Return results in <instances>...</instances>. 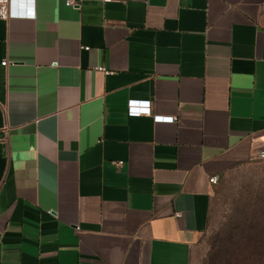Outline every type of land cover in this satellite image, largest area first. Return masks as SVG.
Here are the masks:
<instances>
[{
  "label": "crops",
  "instance_id": "0c3cea01",
  "mask_svg": "<svg viewBox=\"0 0 264 264\" xmlns=\"http://www.w3.org/2000/svg\"><path fill=\"white\" fill-rule=\"evenodd\" d=\"M34 9L0 20V264H202L210 178L264 160V0Z\"/></svg>",
  "mask_w": 264,
  "mask_h": 264
},
{
  "label": "rangeland",
  "instance_id": "374dc122",
  "mask_svg": "<svg viewBox=\"0 0 264 264\" xmlns=\"http://www.w3.org/2000/svg\"><path fill=\"white\" fill-rule=\"evenodd\" d=\"M226 235L238 245H244L247 239L255 245L241 259L234 256L235 263L264 264V160L221 176L213 192L211 225L200 242L202 264H213L211 250L218 239L223 243L216 264L233 263L228 253L231 240L225 243Z\"/></svg>",
  "mask_w": 264,
  "mask_h": 264
},
{
  "label": "built area",
  "instance_id": "2783aa9c",
  "mask_svg": "<svg viewBox=\"0 0 264 264\" xmlns=\"http://www.w3.org/2000/svg\"><path fill=\"white\" fill-rule=\"evenodd\" d=\"M17 1H36V0H0V20L1 21H8L13 18H20V17H32L34 18L36 16L35 9L30 11L31 13H19L15 12L13 10V5ZM66 6L80 9L83 3L87 2L88 0H62ZM105 2H108L109 0H104ZM2 66L6 67L9 65L7 61H3L1 63ZM97 70L104 72L105 74H108L109 72L105 68H97ZM127 112L129 116L132 117H139V116H151L153 117L154 121L156 123H174L176 121V118L169 117V116H156L152 112L151 102L150 101H144V100H135L131 99L128 102L127 105ZM260 159H264V151L260 152L258 154ZM219 177L213 176L210 178V182L213 185L219 184Z\"/></svg>",
  "mask_w": 264,
  "mask_h": 264
},
{
  "label": "trees",
  "instance_id": "16d2710c",
  "mask_svg": "<svg viewBox=\"0 0 264 264\" xmlns=\"http://www.w3.org/2000/svg\"><path fill=\"white\" fill-rule=\"evenodd\" d=\"M229 240H231V244H230L231 247L229 250L230 252H228V253H229V256L232 257V260H233L232 264H243V262H238V261L235 263L234 256H236L237 258L240 257V259H241L242 256L244 255L245 251L249 250L250 248H252L255 245L251 242L250 239H247L246 242L244 243V245L243 244L238 245L237 242H235V243L232 242L230 235H226L224 242L225 243L229 242ZM222 243H223V240L218 239L212 245L211 262H213V264H216V262H217V259H218L219 253H220V247H221ZM228 264H231V263L228 262Z\"/></svg>",
  "mask_w": 264,
  "mask_h": 264
}]
</instances>
